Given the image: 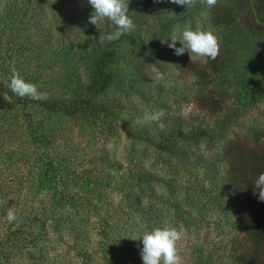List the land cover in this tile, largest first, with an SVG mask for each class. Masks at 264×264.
<instances>
[{
    "label": "trees",
    "instance_id": "trees-1",
    "mask_svg": "<svg viewBox=\"0 0 264 264\" xmlns=\"http://www.w3.org/2000/svg\"><path fill=\"white\" fill-rule=\"evenodd\" d=\"M93 11L89 0H0L1 20L13 19L11 31L23 33L19 49L28 63L36 59L23 78L48 93L32 102L58 119L47 125L34 113H12L10 103L0 108V264H143L139 238L164 224L186 231L182 264H264V202L254 194L264 172V76L237 53L241 44L263 45L264 0H217L212 8L197 0L189 10L170 0H129L134 29L104 44L89 23ZM201 11L227 35L218 36L216 60L180 61L200 86L198 114L165 115L164 131L135 123L141 119L124 111V96L148 75L122 47L139 58L161 53L174 27ZM101 29L115 26L105 21ZM233 81L231 100L222 86ZM3 93L16 104L28 100L2 81ZM115 118L162 164L98 145L101 136L110 138ZM85 125L93 136L77 129ZM203 139L222 142L218 154L204 155L195 145ZM217 156L222 166H215ZM8 208L17 216L12 223Z\"/></svg>",
    "mask_w": 264,
    "mask_h": 264
},
{
    "label": "rangeland",
    "instance_id": "rangeland-1",
    "mask_svg": "<svg viewBox=\"0 0 264 264\" xmlns=\"http://www.w3.org/2000/svg\"><path fill=\"white\" fill-rule=\"evenodd\" d=\"M209 17L210 16L206 11H201L194 15L192 19L177 24L174 27L172 35H175L177 39H179L181 32L186 26H192L195 28L197 25L202 29L212 31L217 37L227 35V33L220 27L214 25ZM4 18L5 20H1L0 17V82L9 77L13 70L19 72L23 77L26 72L30 71L29 69L31 66L36 65V59H34V62L32 61L28 63L25 57L26 52L22 48L19 49V43L22 41L20 37L23 36V33L19 30L20 27L15 28L12 32L11 27H15L13 19ZM17 36L19 39H16ZM176 46L181 47V42L177 41ZM235 46H239V44L236 42ZM133 51H135V49L130 46L127 47L124 45L122 47L123 53L132 52V57L136 59V65H138L141 70L146 71L148 79H142L143 81L135 82L134 85L137 91H133L126 100L124 96V102L128 108L124 109V111L127 110V113H130L137 119H142L146 110L158 111L162 109L165 112V115H169L172 119L176 117L186 118L187 114H198L196 106L198 104L197 98L199 96L198 92L200 86H198L196 78L192 73L187 74L185 71L180 70V61L184 57H190L188 52H185L183 55H176L174 49L167 47L164 48L161 53L152 54L146 58H139L133 55ZM237 53L239 54L240 60L251 61V68L249 71L264 76V43L261 47L260 45L254 44H241L237 48ZM192 59L204 62L206 57H200L193 54ZM155 62H160L162 64L161 68H157ZM117 64H121V61ZM228 70L231 72V76L229 77L233 78L232 76L234 73L232 72V66H230ZM234 83H236V81H233V84L230 87H228L227 84L222 86L223 89L227 90L226 96L231 100L236 98L237 95V93L233 91V89H235ZM240 83L244 85L245 80L241 79ZM158 93L162 94L158 96ZM4 102L10 103L12 113H34L36 120L42 119L45 121V124H51L53 120L56 122L58 121V119L51 114L41 112L37 109L31 99H28L25 104H16L12 101L9 95L3 93L0 94V108ZM259 108L261 111H264V100L263 102H260ZM131 115L127 116L128 121L133 119ZM64 125H73L77 127L78 124L77 122H64ZM77 129H83V132L80 131L87 137H91L95 133V130L87 125L83 126V128L78 126ZM109 135V139L105 135L101 136L97 140V143L98 145H107L115 156L121 158L127 155L130 151H134V153L142 160V163L147 162L146 164L149 165V162L152 161L158 165L162 164L160 159H158L157 156H154L152 148L148 144L142 141L133 140L128 136L123 120L115 118L111 122ZM196 143H199L197 145H199L200 151L204 155L210 153L211 156H214L215 153L218 154V150L221 149L222 146V142H217L215 139H203L199 142H195V145ZM216 158L215 166H222L223 164L219 157L217 156ZM212 162L214 163L213 159Z\"/></svg>",
    "mask_w": 264,
    "mask_h": 264
},
{
    "label": "clouds",
    "instance_id": "clouds-1",
    "mask_svg": "<svg viewBox=\"0 0 264 264\" xmlns=\"http://www.w3.org/2000/svg\"><path fill=\"white\" fill-rule=\"evenodd\" d=\"M163 2V0H156ZM171 3L186 7L187 10L194 7L197 0H170ZM90 6L94 10L89 17V23L100 29L98 42L104 44L120 39L125 33H130L135 25L129 17V0H89ZM201 5L212 8L217 4V0H199ZM105 21L115 26V30L105 33L101 29V24ZM171 43L169 48L174 49L176 55H183L185 52L190 54L192 60L193 54L200 57L216 60L220 54L219 38L210 30L202 29L199 25L195 28L186 26L181 32L180 38L175 35L170 37ZM181 42V47L176 46V42ZM4 84L13 94L20 98H28L34 101H44L48 99V93L42 92L37 85L26 81L19 72L13 70L11 75L4 79ZM165 112L161 109L158 111H145L141 120L135 123L151 124L155 123L160 131H164L166 125L163 117ZM254 194L258 200L264 202V172L260 173L254 181ZM47 196V190H43L37 197L39 200ZM67 211H71L69 207ZM7 222L16 221L17 216L13 208H8L5 214ZM186 231L181 225L179 228L164 224L155 227L150 231H145L139 239H142L141 257L143 264H182L180 255V242L184 239ZM137 239V238H133Z\"/></svg>",
    "mask_w": 264,
    "mask_h": 264
}]
</instances>
